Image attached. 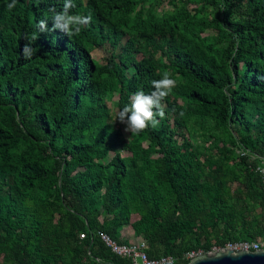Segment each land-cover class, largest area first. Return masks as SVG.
I'll list each match as a JSON object with an SVG mask.
<instances>
[{"label": "trees", "instance_id": "16d2710c", "mask_svg": "<svg viewBox=\"0 0 264 264\" xmlns=\"http://www.w3.org/2000/svg\"><path fill=\"white\" fill-rule=\"evenodd\" d=\"M73 2L69 37L37 28L64 0H0V264H129L95 234L126 226L176 264L264 234V0ZM165 71L164 119L126 137Z\"/></svg>", "mask_w": 264, "mask_h": 264}, {"label": "clouds", "instance_id": "9594fccd", "mask_svg": "<svg viewBox=\"0 0 264 264\" xmlns=\"http://www.w3.org/2000/svg\"><path fill=\"white\" fill-rule=\"evenodd\" d=\"M18 0H11L7 3L8 10L16 7ZM75 7L73 0H64L61 11L56 12L52 17V26L48 27L47 20H41L37 28L41 33L59 31L69 37L79 34L82 29L89 25L92 16L72 14L70 10ZM32 37L31 39H35ZM31 39L22 49V55L25 59H30L34 54L31 46ZM178 81L171 78V73L165 71L162 78L152 80L153 90L146 94L143 90L136 91L130 97V103L118 110L115 115V122L119 121L125 126L124 131L133 135L144 132L147 128H156L159 120L164 119L166 105L164 101L171 94L172 90L177 86Z\"/></svg>", "mask_w": 264, "mask_h": 264}, {"label": "built area", "instance_id": "2783aa9c", "mask_svg": "<svg viewBox=\"0 0 264 264\" xmlns=\"http://www.w3.org/2000/svg\"><path fill=\"white\" fill-rule=\"evenodd\" d=\"M255 172L260 175V181L262 190L264 192V162L261 167L256 168ZM96 236L99 237L103 245L112 253L114 256L129 260V264H176L178 258L172 256L162 257L160 259H150L145 253V240H141L134 243L122 244L112 240L108 235L95 231ZM80 239H85L84 234H79ZM218 250H231L233 252H256L264 250V234L256 237L252 241H241V242H228L224 247H213L210 252ZM202 252L188 251L181 257L182 260H191L195 256Z\"/></svg>", "mask_w": 264, "mask_h": 264}, {"label": "water", "instance_id": "95a60500", "mask_svg": "<svg viewBox=\"0 0 264 264\" xmlns=\"http://www.w3.org/2000/svg\"><path fill=\"white\" fill-rule=\"evenodd\" d=\"M188 264H264V250L256 252L218 250L201 253Z\"/></svg>", "mask_w": 264, "mask_h": 264}, {"label": "rangeland", "instance_id": "374dc122", "mask_svg": "<svg viewBox=\"0 0 264 264\" xmlns=\"http://www.w3.org/2000/svg\"><path fill=\"white\" fill-rule=\"evenodd\" d=\"M92 54V57L98 61L99 63H103L104 61V58L106 56H108L109 54V48L107 46H104V47H101V48H94L91 52ZM114 100H116V98H114ZM109 106H111V104H109ZM116 113V112H115ZM121 128L123 130V134L127 137L128 136V132H125L124 131V128L125 126L123 124H121ZM178 139V138H177ZM125 154V153H124ZM111 156V154H110ZM136 219V216H132L131 217V221L133 222L134 220ZM132 230H134V228L131 227ZM141 240H144V238L140 237V236H137L136 239L134 240L135 242L136 241H141Z\"/></svg>", "mask_w": 264, "mask_h": 264}, {"label": "crops", "instance_id": "0c3cea01", "mask_svg": "<svg viewBox=\"0 0 264 264\" xmlns=\"http://www.w3.org/2000/svg\"><path fill=\"white\" fill-rule=\"evenodd\" d=\"M137 235L134 230L131 229V226L124 227L120 232L121 241H125L126 244L134 243ZM138 242V241H136Z\"/></svg>", "mask_w": 264, "mask_h": 264}]
</instances>
